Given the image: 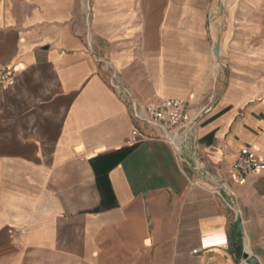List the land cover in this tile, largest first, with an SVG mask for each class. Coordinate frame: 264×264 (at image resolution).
<instances>
[{"label": "crops", "instance_id": "0c3cea01", "mask_svg": "<svg viewBox=\"0 0 264 264\" xmlns=\"http://www.w3.org/2000/svg\"><path fill=\"white\" fill-rule=\"evenodd\" d=\"M214 1L0 0L17 75L0 86V264H247L238 218L264 264V0ZM104 61L142 104L185 103L204 176L133 135ZM242 151L262 166L239 184Z\"/></svg>", "mask_w": 264, "mask_h": 264}, {"label": "built area", "instance_id": "2783aa9c", "mask_svg": "<svg viewBox=\"0 0 264 264\" xmlns=\"http://www.w3.org/2000/svg\"><path fill=\"white\" fill-rule=\"evenodd\" d=\"M214 6L222 8L223 0H215ZM215 16L213 10L209 13V19ZM90 39V36L87 35ZM215 44V41H213ZM105 66L111 71L110 84L116 93L123 97L135 123L133 135L141 140L161 139L167 142L175 151L176 158L180 163L187 164L200 176L205 175V164L199 159V147L195 133L193 120H188L185 103L179 99H157L142 104L132 92L120 81L118 73L113 69L109 61H104ZM227 66L217 60L218 71ZM16 72L11 67H0V86L9 88L16 83ZM148 129L151 132H146ZM187 152L194 157L193 163ZM262 166V162L246 151H242L232 165L231 178L239 184H244L248 177L256 175ZM219 193V191H217ZM224 203L235 211L233 204L223 199ZM238 213V212H237Z\"/></svg>", "mask_w": 264, "mask_h": 264}, {"label": "water", "instance_id": "95a60500", "mask_svg": "<svg viewBox=\"0 0 264 264\" xmlns=\"http://www.w3.org/2000/svg\"><path fill=\"white\" fill-rule=\"evenodd\" d=\"M216 55L218 56V50H215ZM234 209L236 212H238V206L234 203L233 204ZM244 233V227H243V222L241 218H238V223L237 227L235 229V235L237 237V241L235 238L232 239V245L236 249V252L241 256L242 260L246 262L247 264H261L259 259L252 254H249L248 252L245 251V246L242 241V236Z\"/></svg>", "mask_w": 264, "mask_h": 264}, {"label": "rangeland", "instance_id": "374dc122", "mask_svg": "<svg viewBox=\"0 0 264 264\" xmlns=\"http://www.w3.org/2000/svg\"><path fill=\"white\" fill-rule=\"evenodd\" d=\"M216 16V15H215ZM214 18V17H213ZM217 65V64H216ZM224 72L227 74V70L226 69H224Z\"/></svg>", "mask_w": 264, "mask_h": 264}]
</instances>
